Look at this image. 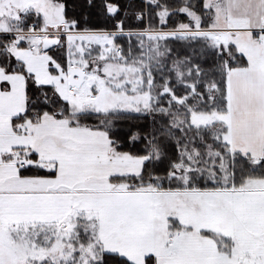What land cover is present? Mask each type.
<instances>
[{
	"label": "snow or ice",
	"instance_id": "snow-or-ice-1",
	"mask_svg": "<svg viewBox=\"0 0 264 264\" xmlns=\"http://www.w3.org/2000/svg\"><path fill=\"white\" fill-rule=\"evenodd\" d=\"M0 264H264V0H0Z\"/></svg>",
	"mask_w": 264,
	"mask_h": 264
}]
</instances>
